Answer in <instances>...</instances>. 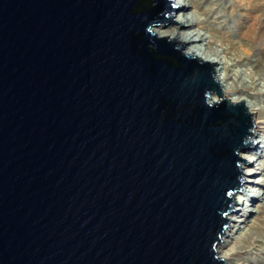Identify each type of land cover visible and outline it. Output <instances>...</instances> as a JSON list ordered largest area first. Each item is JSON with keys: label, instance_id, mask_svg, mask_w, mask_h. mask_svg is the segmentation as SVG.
Instances as JSON below:
<instances>
[{"label": "water", "instance_id": "water-1", "mask_svg": "<svg viewBox=\"0 0 264 264\" xmlns=\"http://www.w3.org/2000/svg\"><path fill=\"white\" fill-rule=\"evenodd\" d=\"M173 2L0 0V264H225L253 113Z\"/></svg>", "mask_w": 264, "mask_h": 264}, {"label": "bare ground", "instance_id": "bare-ground-1", "mask_svg": "<svg viewBox=\"0 0 264 264\" xmlns=\"http://www.w3.org/2000/svg\"><path fill=\"white\" fill-rule=\"evenodd\" d=\"M241 4H246L247 7L250 5L246 0H174L173 5L179 6L178 8L181 10L169 13L171 17L174 16V20L179 24L175 22H169L166 25L154 24L151 29L153 33H157V37H168V40L176 38L177 45L183 46L186 44L181 50L183 54L198 58L200 61L217 64L213 65V76L217 78L220 84L223 82L225 83L224 88H221L225 98L232 103H239L245 100V106L247 107L246 111L248 113H253L252 116L255 117V126L250 127L253 131V135H248L247 138L253 139L255 138L254 132H259L260 138L258 140L262 143L261 147L264 148V118L261 116V111L264 109L260 104L254 101L248 104L246 99H244V96L254 98L257 94L261 95L262 89L256 91L258 86H261V83L258 84L261 73L259 74L251 64V68L248 67L242 70L237 69L238 67H242V65L244 66L246 58L251 54V49L246 47V45L242 43V40L248 38L251 41L252 35H255L257 22H249L250 24L247 25V28L243 32H240L241 39L237 41L231 38V31L224 30L228 22L227 18L235 17L234 11ZM226 5H228V8H226ZM188 7L191 9L186 10ZM220 68L221 72L218 74ZM231 81L232 83H230ZM239 83H241V86H239ZM252 148L255 150L254 147ZM253 149L249 148V151L239 152V156L251 164V166L247 165L245 167L240 165L243 169V171H241L244 173L241 174V176L249 180L246 186L255 183V185L264 187V179L259 176L252 178L254 173H258L260 169L263 170L262 164L261 167L258 168L260 164L257 163L258 158L250 162L251 158L254 159L252 156L253 153H251ZM241 180L243 181V179ZM242 187L243 183L241 184V188ZM239 192L240 190L235 193L233 198L234 201H237L236 195ZM255 199H258L256 204H259L258 211L260 213L263 207L261 202H264V190L261 195H253V197L250 193H243L241 204L235 208L237 212L233 213V211L227 214L228 219L234 221L235 228L234 231H229L227 233V231L231 229L230 224L232 221H229V226L224 231L225 239L223 238V241L217 246L218 257L220 256V259H224L225 264H255L238 254L239 249H241L240 247L249 246L251 243L254 244L255 240L253 237L251 239V233L259 230V218L254 216L250 218L248 208L246 207L249 202L255 203ZM236 204V202H233V210ZM262 229L263 228L260 227L261 231H263ZM222 236H224V234H222ZM258 237L260 236L258 235Z\"/></svg>", "mask_w": 264, "mask_h": 264}, {"label": "rangeland", "instance_id": "rangeland-1", "mask_svg": "<svg viewBox=\"0 0 264 264\" xmlns=\"http://www.w3.org/2000/svg\"><path fill=\"white\" fill-rule=\"evenodd\" d=\"M246 1L249 2L250 5L248 7L246 6V4L239 5L235 9L236 12L234 11V14H235L234 16L235 17H232V18L228 17L227 18L228 22L226 23L224 30L225 31H231L232 32L231 38L233 40L237 41V40L241 39L240 32H243L247 28V25H249L252 21H256L257 22V24H256L257 28L255 30V35H252L251 41L248 38H244L246 40H244V39L242 40V43H244L246 45V47H249L251 49V54L249 55L248 58H246V63L244 64V66L242 65V67H238L237 69L242 70V69H246L248 67L251 68V66H253V67H255L256 71L259 74L261 73L260 74L261 78L258 81V84L261 83V86L259 85L258 88L256 89V91H258V89H262L261 95L257 94V95L254 96V98H250V97L244 96L245 97L244 99H246V102L248 104H249V102L254 101V102L260 104V106L263 107V109H264V0H251V1L250 0H246ZM227 4H228V2H227ZM226 8H228V5H226ZM190 9L191 8L188 7L186 10H190ZM169 15H171V14L169 13L167 16H169ZM253 37H254V39H253ZM250 64H251V66H250ZM219 72H221V68L218 70V74H220ZM214 78H215V76H214ZM215 79L217 80V78H215ZM218 83L220 84V82H218ZM230 83H232V81ZM224 85H225L224 82L221 83V88L222 87L224 88ZM239 86H241V83H239ZM251 91H253V90H251ZM253 92H255V91H253ZM232 104H235V103H232ZM244 106H245V103H244ZM261 116L264 118V110L261 111ZM252 119H253V122H254L255 117L252 116ZM254 135H255V138H253V139L255 140V146L251 145V147L255 148V150L253 149L252 152H251V153H253L252 156L254 157V159L251 158L250 162H253V160L258 158L257 163L258 164L260 163L258 165V168H260L261 164H262L263 170L260 169L258 171V173H254L252 178H255L256 176H259L262 179H264V148L261 147L262 143H260L259 142L260 140H258L260 138V133L259 132L258 133L254 132ZM253 139L249 138L248 141H250V140L252 141ZM245 151H249V148H246L242 152H245ZM240 165L243 166V167L247 166V164L245 165L242 162H240ZM241 170L243 171L242 168H241ZM248 181H249L248 179H245V178L243 179L242 191H240L236 195V200L238 201V203L234 206V212L233 213L237 212L235 208L238 207L241 204V202H242L241 199H242L243 193H245V192H246V194L250 193V195H252V197H253V195L254 196L255 195L256 196L257 195H261L263 190H264V187H261L260 185H255V183L254 184L253 183L252 184H248V186H246ZM253 189H254V191H253ZM257 200L258 199L254 200L255 203L249 202L247 205L245 203V205H246V207L248 208V211H249V217L250 218L253 217V216L254 217H258L259 220H260L259 230H257L256 232L254 231L253 233H251V239L253 237L255 242H254V244L251 243V245H249V246L246 245L244 247H240L241 249H239V253L238 254L240 256L248 259L249 262H252V263H255V264H264V202L263 201L261 202L263 207H262V209H261V211L259 213V211H258V207H259L258 205L259 204H256ZM262 225H263V227H262ZM230 227H231V229H229L227 231V233L229 231H234V228H235L234 221L231 222ZM260 227L263 228L262 229L263 231L260 230ZM258 235L260 237H258ZM256 237H258V238H256ZM223 238L225 239V235L221 237L222 241H223ZM219 258H221V257L219 256Z\"/></svg>", "mask_w": 264, "mask_h": 264}, {"label": "trees", "instance_id": "trees-1", "mask_svg": "<svg viewBox=\"0 0 264 264\" xmlns=\"http://www.w3.org/2000/svg\"><path fill=\"white\" fill-rule=\"evenodd\" d=\"M147 5H149L148 3H146Z\"/></svg>", "mask_w": 264, "mask_h": 264}]
</instances>
